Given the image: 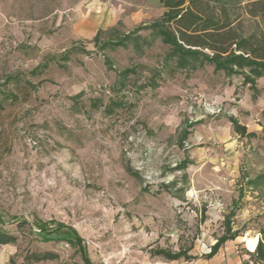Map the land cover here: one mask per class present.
<instances>
[{
	"label": "rangeland",
	"instance_id": "rangeland-1",
	"mask_svg": "<svg viewBox=\"0 0 264 264\" xmlns=\"http://www.w3.org/2000/svg\"><path fill=\"white\" fill-rule=\"evenodd\" d=\"M227 10L206 9L264 50L260 7ZM164 11L160 0H0V231L15 238L0 264H84L31 223L73 228L91 264H256L264 185L245 183L264 174V79L252 89L207 63L177 67L152 27ZM228 228L236 237L205 259Z\"/></svg>",
	"mask_w": 264,
	"mask_h": 264
},
{
	"label": "trees",
	"instance_id": "trees-1",
	"mask_svg": "<svg viewBox=\"0 0 264 264\" xmlns=\"http://www.w3.org/2000/svg\"><path fill=\"white\" fill-rule=\"evenodd\" d=\"M243 1H249L258 5L264 12V0H160L165 11L160 21L154 23L152 27L158 37H160V41L169 46L170 56L174 57L177 67L195 70L197 65L207 63L213 66L214 71L222 72L226 77L241 76L244 84L250 85V88L254 89L255 81L264 78L263 48L252 44L249 40L238 39L236 32L233 29H229V25L224 24L216 16H213L212 13L206 11L209 5L218 6L220 11L225 15L228 11L227 6ZM127 38L128 36H124L103 45L112 47L124 46ZM97 39L98 34L93 40ZM204 51H209L211 55L204 53ZM121 75V85H123V80L127 79L129 72L124 71ZM109 104L114 107L122 105V103L112 101ZM230 121L237 134L254 136L253 133L246 134L245 128L240 126L234 119L230 118ZM186 134L184 132L182 137L184 140ZM187 163L188 160L184 159L180 165V169H185ZM245 185L249 189H258L264 185V174L252 180H247ZM234 207L236 208V204H234ZM230 215L233 216L234 214L231 213ZM13 221H17L20 225H28L21 218L15 217ZM0 224H4L1 218ZM30 225L35 227L38 235L44 238L58 237L66 241L70 247L80 254L84 264H91L86 248L83 245V240L73 228L57 223H31ZM235 237L236 233H231L228 228L227 234H223L217 239L216 243L211 247L210 253L204 258L210 259L213 257L226 241L232 240ZM14 241V237L0 231V246L11 244ZM257 242L258 240L255 246ZM157 253L171 261L181 258L185 260L193 259L187 255L186 251L177 253L161 251ZM50 255L48 253L29 254L24 260L31 263H39L51 260L53 256ZM255 255L257 258L256 264H264V244L261 241L256 246ZM9 264L17 263L11 258Z\"/></svg>",
	"mask_w": 264,
	"mask_h": 264
},
{
	"label": "bare ground",
	"instance_id": "bare-ground-1",
	"mask_svg": "<svg viewBox=\"0 0 264 264\" xmlns=\"http://www.w3.org/2000/svg\"><path fill=\"white\" fill-rule=\"evenodd\" d=\"M244 242L246 243L247 247H253L255 242H256V240L253 237H246L244 239Z\"/></svg>",
	"mask_w": 264,
	"mask_h": 264
},
{
	"label": "crops",
	"instance_id": "crops-1",
	"mask_svg": "<svg viewBox=\"0 0 264 264\" xmlns=\"http://www.w3.org/2000/svg\"><path fill=\"white\" fill-rule=\"evenodd\" d=\"M263 79H264V78H260L259 80H263ZM252 133H254V132H252ZM7 245H9V244H7ZM4 246H6V245H4ZM220 248H221V247H220ZM220 248H219V249H220ZM86 251H87V250H86ZM218 251H219V250H218ZM218 251H217V252H218ZM209 253H210V252H209ZM209 253H208V254H209ZM87 255H88V254H87ZM88 258H89V257H88ZM211 258H212V257H211ZM10 259H11V258H10ZM10 259H9V260H10ZM12 259H13V258H12ZM89 260H90V259H89ZM170 261H171V260H170ZM174 261H175V260H174ZM44 262H45V261H44ZM90 262H91V261H90ZM39 263H40V262H39ZM8 264H9V263H8Z\"/></svg>",
	"mask_w": 264,
	"mask_h": 264
}]
</instances>
